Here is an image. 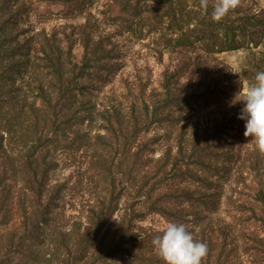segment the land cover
Listing matches in <instances>:
<instances>
[{
  "label": "trees",
  "instance_id": "16d2710c",
  "mask_svg": "<svg viewBox=\"0 0 264 264\" xmlns=\"http://www.w3.org/2000/svg\"><path fill=\"white\" fill-rule=\"evenodd\" d=\"M27 1L0 0V264H163L152 245L161 229L141 224L152 213L205 242L203 264H264V153L243 135V104L213 137L180 124L184 109L223 106L240 89L226 66L202 67V54L242 49L245 78L264 71V5L242 2L217 23L199 0H40L74 4L85 21L27 33ZM112 33L158 59L191 49L193 61L181 58L158 87L100 98L116 70ZM155 124L164 133L147 135ZM74 175L79 191H98L66 217Z\"/></svg>",
  "mask_w": 264,
  "mask_h": 264
},
{
  "label": "rangeland",
  "instance_id": "374dc122",
  "mask_svg": "<svg viewBox=\"0 0 264 264\" xmlns=\"http://www.w3.org/2000/svg\"><path fill=\"white\" fill-rule=\"evenodd\" d=\"M242 2H244V4H246L248 7L257 6L258 8L262 4L264 5V0H242ZM26 6L28 9L24 13V19H26L24 23L25 26H30V30H28L27 33H30L31 31L35 32L41 28H45L46 31H50L55 28L61 29L63 26H66V31L69 32L73 28V25L85 21V16L81 15L78 17H73L71 15L74 13L68 12L74 7V4L59 1L48 2L40 0H28ZM101 27L104 33L110 32V27ZM111 35H113L111 40L115 42V45H117V48L115 49L116 58L114 59L116 70L111 78V82L104 87L102 92H100V98L112 92L116 96L120 94L122 95V93L125 92L124 88L128 84L142 81V83H147L148 89H151L152 87H158V82H160V79L163 78V73L165 70L169 69V71H172L184 56H187L186 58L188 61L189 59L190 61H193L195 54L191 49L188 51H166L163 57L158 59L157 56L153 54L150 47L146 45L147 43L138 42L136 39L127 35H115L113 33ZM74 53H76L78 57L81 54L79 45L74 47ZM244 55V50L240 49L225 51L212 55L202 54L200 59L204 64L202 67H206L207 65H223L226 66L229 74H234L232 70L235 69L241 58H244ZM235 75L236 77L234 79V83L239 89V74ZM189 78L190 77L185 75L183 72L182 81H187ZM233 98L234 96L231 97L226 95L224 101L226 104H222L223 106H221L220 103H217L214 99L212 101L208 100V102L204 100L197 102L190 109H184L182 111L185 116L184 119L180 121V124L182 125L187 123L186 129L188 132L192 130V127H194L195 124H198L200 129L209 127L207 134H210L213 137L216 134L211 132L214 128L213 126H216L217 123L222 124L223 121L227 122L229 117L232 115L233 106H229V104ZM177 113H175V115ZM157 131L159 135L164 133L160 126L155 124L147 135L152 136ZM250 142V140H247L240 146V154L242 155L241 160L243 157H245L244 154H246V152L252 151L253 147L250 145ZM165 144L166 140L164 139H161L155 144V146L158 147L154 155L155 157H158L162 153V147ZM174 151H176V149ZM214 156L217 157V154H214ZM69 159L72 160V158ZM72 163L74 164H72L68 169L58 171L62 179L63 177L66 178L72 171H75L77 163L73 161ZM76 180L77 179L75 175L69 180V185L73 186V188L66 195V199L70 201L67 203L66 217L78 213L76 210L77 205L74 206L72 203L78 204L82 201L85 203L89 197L95 198V193L98 191V188H96L94 183H91L90 186L85 185L83 188H81L82 191H79V186ZM167 222L168 221L165 217L152 213L148 214L144 220L141 221V224L145 227L151 226L162 229Z\"/></svg>",
  "mask_w": 264,
  "mask_h": 264
},
{
  "label": "clouds",
  "instance_id": "9594fccd",
  "mask_svg": "<svg viewBox=\"0 0 264 264\" xmlns=\"http://www.w3.org/2000/svg\"><path fill=\"white\" fill-rule=\"evenodd\" d=\"M242 6V0H199V8L210 18L221 22L232 11ZM244 58L237 63L234 74H239L240 89L229 106L242 103L238 119L245 121V138H251L258 150L264 153V71H257L249 80L245 78ZM152 245L163 264H203L208 254L205 242L197 240L183 223L167 222L160 233L154 236Z\"/></svg>",
  "mask_w": 264,
  "mask_h": 264
}]
</instances>
